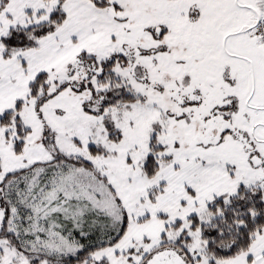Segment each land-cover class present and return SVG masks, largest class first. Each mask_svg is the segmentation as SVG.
<instances>
[{
  "label": "snow or ice",
  "instance_id": "1",
  "mask_svg": "<svg viewBox=\"0 0 264 264\" xmlns=\"http://www.w3.org/2000/svg\"><path fill=\"white\" fill-rule=\"evenodd\" d=\"M0 264H264V0H0Z\"/></svg>",
  "mask_w": 264,
  "mask_h": 264
}]
</instances>
